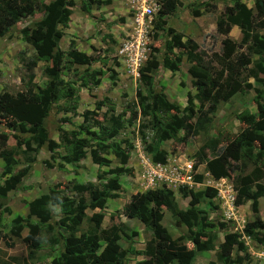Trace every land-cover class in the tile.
Segmentation results:
<instances>
[{
  "label": "rangeland",
  "instance_id": "rangeland-1",
  "mask_svg": "<svg viewBox=\"0 0 264 264\" xmlns=\"http://www.w3.org/2000/svg\"><path fill=\"white\" fill-rule=\"evenodd\" d=\"M49 0H45L48 2ZM173 11L159 14L157 10L152 16L150 25L143 32L134 23L131 10L125 0H111L103 4L98 0H74L72 13L66 26H59L62 35L58 47L62 51V60L59 76L63 81V88L59 92L58 99L53 101L44 125L49 133L50 144L41 146L38 151H29V155H35L36 161L32 164L29 174L24 177L20 186L9 190L5 195H0V263L1 264H50L52 256L56 255L62 247V238L68 235V231L53 224V228L46 231L45 223H52L61 215L58 205L52 206V214L37 218L28 215L27 203L40 194L45 193L52 184H60L62 199L73 198L75 195L69 190L72 182L86 184L92 182L98 189L103 188V183L108 178L113 179L112 192L115 197L108 198L102 209H85L86 217L94 212H101L103 218L102 228H108L111 224H124L128 227V238L121 235L119 243L123 248L131 247L141 252L145 242L150 239L151 231L136 218H127L122 213L123 205L129 201L132 194L139 193L138 179L141 174L142 155L151 157L146 151L145 145L157 143L160 149L167 153L166 161L179 167L191 163V176L200 175L201 179L191 185L172 188L174 198L179 208H187L188 197L183 198L181 188L193 191L203 190L206 187L216 189L213 197L203 196L197 203V207L207 217L211 229L217 235L215 247L210 251H198L192 264H207L213 260L217 261V244L223 240L227 232L241 234L246 251L233 250V257L241 255L243 262L240 264H264V248L252 239L246 232L247 228L255 220H264V195L258 198L256 212L251 209V200L244 201L236 206L233 204L235 191L233 181L237 176L250 173L255 167L262 164L256 159V151L261 147L255 143L253 155L249 159L241 158L233 162V169L229 177L213 178L206 170L204 160L212 157L217 148L227 144L231 140H237L242 125L237 119V114L249 110L257 113V100L264 107V85L257 83L252 77L247 76V69L252 62H246L248 57H256L249 54L246 45L238 46L241 32L237 26H232L228 34H219L216 31V21L219 17H225L228 13L236 11V0H178ZM255 13L253 0H240ZM88 8V11H85ZM43 16L42 11H36L33 15L23 18L13 25L9 31L0 36V93L9 92L16 94L24 93L29 87L35 91L44 87L48 78L44 73L45 66H51V58L48 54H37L36 51L21 38L20 30L24 26H31ZM148 18H146V21ZM172 28L174 32L192 38L199 46V52L204 59L211 56L213 52L221 54L225 40L229 39L238 46L235 56H244L242 61V74L239 77L242 90L235 92L226 100H219L215 111L208 114L209 119L196 134L185 135L179 128L178 122L173 123L177 130L176 135L167 140L159 141L155 138V129L159 121L168 119L169 114L145 115L138 112L136 118L128 121L129 111L137 110V89L146 92L140 82L138 70L145 65L147 60H157L159 65L152 71L153 88L162 91L170 102H175L181 108L187 104L188 94L196 96V89L192 84V77L188 72L190 63L181 56L179 70L170 71L162 65L164 44L167 37L166 29ZM258 34L264 38V29H259ZM124 43L127 48L124 49ZM70 49H76L90 55L93 60L87 64L75 63L68 56ZM176 55L181 51L173 48ZM251 58V59H252ZM210 59V58H209ZM36 61L32 68L33 78H29V62ZM216 69L219 65L212 62ZM100 71L96 75L99 82L94 85L89 81L87 75L92 71ZM86 83V85H83ZM249 84V87H246ZM263 91L257 94V90ZM71 90L74 94L67 95ZM257 95H260L257 97ZM98 101H103L100 107H96ZM75 105V109L71 107ZM195 108L200 107L197 97L194 98ZM202 109L206 108V103ZM113 108L114 114H124L123 127L113 138L119 144L130 143V155L124 167L131 168L130 173L109 174L111 168L122 166L113 154L109 153V166L93 164L90 155L74 163H64L58 158L50 157L49 146L53 151L61 154L65 152L59 145V129L70 131L79 125L82 114L88 110V114L102 123L108 117ZM67 119V120H63ZM195 123V117L191 119ZM28 125H22L8 116L0 114V131L8 135L6 147L12 149L17 164L15 170L26 166L27 155L22 153L24 147L17 145L16 139H21L28 134ZM96 130L97 128H92ZM15 135V136H14ZM89 148H87V151ZM44 159L51 163L46 166ZM4 162L0 159V185L9 177L2 175L1 170ZM186 168V167H184ZM184 173V171H182ZM100 174V176H98ZM140 181V180H139ZM264 184V179L260 181ZM151 190H147L149 193ZM95 194H92L93 197ZM86 200L91 199L87 194ZM20 216L32 223H41L38 236L27 242L23 237L27 228H23L20 237H11L9 227L11 220ZM83 218L79 225V231L75 235L88 228L87 218ZM161 223L167 228L172 238L182 237L187 234V228L177 225L171 216V212L162 207ZM223 223L224 226H220ZM60 226H63L60 223ZM135 232V234H133ZM59 236L61 242L57 245H49L47 237ZM58 238V237H57ZM59 239V238H58ZM190 247V244H187ZM144 259L142 254L129 252L125 264H136L138 260ZM177 264V263H173Z\"/></svg>",
  "mask_w": 264,
  "mask_h": 264
},
{
  "label": "trees",
  "instance_id": "trees-1",
  "mask_svg": "<svg viewBox=\"0 0 264 264\" xmlns=\"http://www.w3.org/2000/svg\"><path fill=\"white\" fill-rule=\"evenodd\" d=\"M91 1V0H87ZM99 4L110 3L111 0H98ZM237 9L228 13L225 17H219L216 21V31L219 34H228L232 26H237L241 32L240 46L247 47L249 54L246 62H252V66L247 69V76L252 77L257 83L264 85V38L258 34L259 29H264V0H253L255 13L240 0L235 1ZM74 0H0V36L6 34L16 22L33 15L36 11H42L43 16L31 26L21 28V38L36 51L37 54H48L52 65L44 67V73L49 79L44 87H39L37 91L29 87L24 93L16 94L7 91L0 93V114L8 116L14 121L28 125L26 136L17 140V145L23 148L22 153L26 154V166L15 170L18 163L12 149H8L6 141L8 135L0 131V159L4 162L1 170L2 175L8 174L2 185H0V195H5L7 191L14 190L20 186L26 177L33 163L36 161L35 155H29V151L36 152L38 149L49 143V133L44 125V120L51 109L50 104L58 99L59 92L63 88V81L59 76L62 51L58 47L59 39L62 35L59 26H66L69 16L72 13ZM179 4L178 0H162L159 14H166L174 10ZM88 11V8L85 10ZM167 39L164 44V54L162 65L174 72L179 70L181 56L190 63L188 72L192 77L193 87L196 89V96L200 107L195 108L194 98L188 94L187 104L180 107L175 102H170L162 91L153 88L152 71L159 65L155 60H147L138 72L140 82L145 89L138 88L137 106L139 111H129L128 121L136 118L138 112L155 116L156 114H169L168 119L155 129V138L159 141L167 140L176 135L173 123L178 122V126L185 135L196 134L208 121L209 116L215 111L219 100H226L235 92L242 90L239 77L242 74V61L244 56H235L238 48L231 40H225L222 46V53L213 52L211 56L204 59L199 52V46L192 38L181 33L174 32L172 28L166 29ZM173 48L179 49V54L172 52ZM68 56L75 63L87 64L93 58L84 52L70 49ZM252 58V59H251ZM215 61L220 67L216 69L213 65ZM29 78L34 74L32 68L36 61L29 63ZM100 71H92L87 77L94 85L99 82L96 75ZM83 85H86L84 83ZM246 84V87H249ZM257 94L262 93L256 89ZM67 95L74 93L69 90ZM260 95H257V97ZM103 101H98L96 107H100ZM206 103V108L202 109ZM257 113L244 110L237 114V119L242 125L237 140H231L227 144L217 148L215 154L204 160L206 170L213 178H226L230 176L233 169V162L241 158L249 159L255 149L254 144L261 147L256 151V159L262 164L255 167L250 173L237 176L233 181L235 195L233 204L238 206L244 201L251 200V209L257 211L258 198L264 195V184L260 181L264 179V107L257 100ZM75 109V105L71 110ZM91 111H84L82 122L70 131L59 129V145L65 152L61 154L53 151L52 145L48 147L50 157L58 158L64 163H74L86 156L88 152L91 162L97 165L109 166V153L113 154L118 163L122 166L110 168L108 173L115 175L120 173H130L131 168L124 167L130 155V143L121 145L113 138L123 127L124 119L122 114H114L113 108L108 117L101 121L89 117ZM195 117V123L191 119ZM67 120V119H63ZM97 128L96 130L92 128ZM15 136V135H14ZM87 148L89 150L87 151ZM146 151L150 153L153 161L165 162L167 153L160 149L157 143L145 145ZM43 163L50 166L48 159ZM100 176V174H98ZM201 176L195 175L194 181H200ZM113 179L108 178L103 183V188L98 189L92 182L86 184L72 182L69 190L76 199H62L60 184H52L45 193L33 198L27 203L28 215L37 218L50 216L52 206L60 207L61 215L52 223H45L46 231L54 225L68 231V235L62 238V247L58 249L56 255L50 259V264H125L129 252L142 254L144 259L138 260L136 264H192L198 251H210L215 247L217 235L212 231V225L208 223L206 215L197 207V203L203 196L213 197L216 189L206 187L203 190L193 191L192 189L181 188L183 198L188 197L187 208H179L174 198V193L170 189L156 188L147 192L132 194L122 208V213L127 218H136L144 226L150 229L151 237L144 244V249L138 252L131 247L130 240L127 248H123L120 243L121 235L128 238V227L124 224H111L108 228L101 227L103 214L94 212L86 217L85 209L99 208L105 206L106 200L115 197L112 192ZM92 196L89 201L85 195ZM162 207L171 212V216L177 225L187 228V234L182 237L172 238L167 228L161 223ZM87 218L88 228L75 235L79 231V225L83 218ZM60 223L63 226H60ZM41 223H32L27 219L16 216L11 220L9 234L11 237H20L23 228H27V233L23 237L24 241L32 242L41 229ZM220 226H224L220 223ZM246 232L252 239L264 248V220H255ZM135 234V232H133ZM60 236V235H59ZM59 236L47 237L49 245H57L61 242ZM59 239H58V238ZM241 234L237 232H227L223 240L217 244V261L221 264H240L243 262L241 255L233 257L234 248L240 252L246 251V246ZM190 244V247L187 245ZM1 264V263H0ZM207 264H215L209 260Z\"/></svg>",
  "mask_w": 264,
  "mask_h": 264
},
{
  "label": "built area",
  "instance_id": "built-area-1",
  "mask_svg": "<svg viewBox=\"0 0 264 264\" xmlns=\"http://www.w3.org/2000/svg\"><path fill=\"white\" fill-rule=\"evenodd\" d=\"M128 5L127 10L133 13V19L140 32L150 25L151 16L160 8L162 0H125ZM146 18L148 20L146 21ZM127 43H124V49ZM141 174L138 179V191L145 192L156 188L165 187L168 189L177 188L184 185L194 183L191 172V163L179 167L170 162H156L142 155ZM186 167V168H184ZM184 171V173H182ZM140 180V181H139Z\"/></svg>",
  "mask_w": 264,
  "mask_h": 264
},
{
  "label": "clouds",
  "instance_id": "clouds-1",
  "mask_svg": "<svg viewBox=\"0 0 264 264\" xmlns=\"http://www.w3.org/2000/svg\"><path fill=\"white\" fill-rule=\"evenodd\" d=\"M160 7H161V6H160ZM159 9H160V8H159ZM159 9H158V10H159ZM149 157H150V156H149ZM151 159H152V158H151ZM156 162H157V161H156ZM165 162H166V161H165ZM193 181H194V180H193ZM161 188H162V187H161ZM164 188H165V187H164ZM166 189H168V188H166ZM171 189H172V188H171ZM171 189H170V190H171ZM153 190H154V189H153ZM145 192H146V191H145ZM140 193H141V192H140Z\"/></svg>",
  "mask_w": 264,
  "mask_h": 264
}]
</instances>
